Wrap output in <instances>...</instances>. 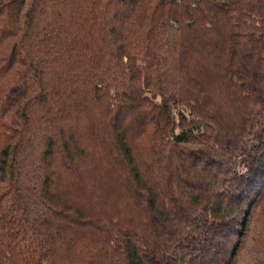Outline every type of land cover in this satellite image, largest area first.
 <instances>
[{"label": "trees", "instance_id": "16d2710c", "mask_svg": "<svg viewBox=\"0 0 264 264\" xmlns=\"http://www.w3.org/2000/svg\"><path fill=\"white\" fill-rule=\"evenodd\" d=\"M0 264H264V0H0Z\"/></svg>", "mask_w": 264, "mask_h": 264}]
</instances>
